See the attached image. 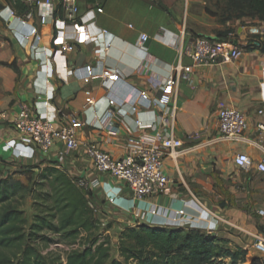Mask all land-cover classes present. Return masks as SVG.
Returning a JSON list of instances; mask_svg holds the SVG:
<instances>
[{
  "label": "crops",
  "instance_id": "obj_1",
  "mask_svg": "<svg viewBox=\"0 0 264 264\" xmlns=\"http://www.w3.org/2000/svg\"><path fill=\"white\" fill-rule=\"evenodd\" d=\"M77 2L76 22L64 21L60 0H55L53 20L40 27L41 47L54 52L45 62L31 58L28 48H23L27 29L12 32L0 17V111L8 113V121L0 120V160L41 168L52 164L72 179L84 178L88 184L98 181V188H87L91 205L100 219H111L121 229L144 225L198 230L250 248L248 238H256V226L264 225V175L239 168L235 158L247 154L259 161L264 155V129L259 126L264 124V54L259 48H246L229 65L183 74L171 105L175 110L169 116L159 107L147 108L140 94L146 93L152 101L165 95L166 78L180 62L174 46H186L193 37L217 38L219 32L232 29L228 36L237 42L264 41V24L258 20L252 21L257 27L217 22L204 28L197 22L194 0ZM5 5L0 0V11ZM246 20L253 19H242ZM162 30L168 32L165 40H155ZM103 31L108 35L102 36ZM142 34L150 37L148 47H139ZM63 44L72 45L74 51L58 53ZM181 63L192 65L188 58ZM86 67L95 73L88 85L83 80ZM104 70L120 76L110 91L103 85ZM109 97L117 104L112 108L113 125L93 126L107 113ZM134 104L140 115L129 112ZM23 107L57 124L76 117L84 124L79 149L66 154L63 162L59 158L65 147L60 142L29 157L7 152L8 143L20 140L11 123ZM225 108H236L246 116L248 128L237 142L226 141L218 130L219 113ZM167 119L184 146L178 161H165L171 179L165 196L133 199L123 182L92 168L85 151L88 145L122 159L129 152V127L140 121L144 125L140 135L153 136L166 130ZM17 149L23 150L19 144ZM252 242L257 252L256 240Z\"/></svg>",
  "mask_w": 264,
  "mask_h": 264
},
{
  "label": "built area",
  "instance_id": "obj_2",
  "mask_svg": "<svg viewBox=\"0 0 264 264\" xmlns=\"http://www.w3.org/2000/svg\"><path fill=\"white\" fill-rule=\"evenodd\" d=\"M28 10L19 14L15 9L16 0H9L5 7L0 11V17L8 25L9 30L18 32L21 29H27L28 33L23 36V48H28L30 57L41 62L50 60L54 52L47 51L41 47L42 35L40 27L47 26L54 17L55 0H23ZM61 11L64 15V21L76 22L79 18V8L77 0H60ZM99 13L103 10L99 9ZM37 21V23H35ZM168 32L162 30L154 39L164 41ZM185 35V31L183 32ZM108 35V31H103L102 36ZM150 37L142 34L139 41V47L144 48ZM253 41L251 43H256ZM250 44H243L235 41L233 35L226 39L193 37L191 42L184 45H176L174 48L179 54V63L173 68V72L166 78L164 83L165 95L156 101L148 98L146 93H141L140 98L149 109L159 107L166 115H172L175 108H171L177 92L180 78L183 74L192 73L193 69L200 67H212L218 65H229L238 61L245 48ZM74 47L69 44H63L58 53L72 52ZM191 60V66H182V59ZM95 73L92 67H86L83 77L86 85L90 84ZM104 87L110 91L120 76L111 71L104 70L102 75ZM53 96H50V98ZM49 98V97H48ZM94 101H92V104ZM116 101L109 97V109L107 113L93 126L100 128L106 125H113ZM129 112L131 115H140L137 105H131ZM263 115V112H260ZM0 120L8 121V113L0 111ZM12 126L20 137L19 141H12L5 147L7 152H12L15 157H29L35 150H49L56 142H60L65 147V152L59 158L63 162L64 156L74 152L80 147L79 131L83 128L76 117H69L65 122L57 124L56 122L41 117L38 113L32 112L29 108L23 107L14 117ZM166 130L156 135H140L144 125L136 121L134 126L128 128L131 135L128 155L122 159H116L106 151L96 145H88L85 148L86 155L90 160L92 168L100 174H106L114 179L123 182L130 191L133 199L144 200L151 197L165 196L169 192L171 179L165 170V161L171 158L178 161L182 155L183 142L174 135L173 122L165 121ZM154 124H152L153 126ZM218 130L226 141L237 142L242 139L248 128L246 116L236 108H225L219 113ZM264 129V124H259ZM22 146L19 152L17 145ZM235 164L246 171L255 170L264 175V155L259 161H254L247 154H239L235 158ZM78 187L87 190L91 187L98 188L100 183L95 181L88 184L84 178L74 179ZM92 207V205H91ZM93 208V207H92ZM139 217V213H137ZM255 248L264 255V240L256 239Z\"/></svg>",
  "mask_w": 264,
  "mask_h": 264
},
{
  "label": "trees",
  "instance_id": "obj_3",
  "mask_svg": "<svg viewBox=\"0 0 264 264\" xmlns=\"http://www.w3.org/2000/svg\"><path fill=\"white\" fill-rule=\"evenodd\" d=\"M14 7L19 14L28 10L23 0H16ZM225 7L228 21L251 18L264 24V0H227ZM229 33L231 30L219 32L216 39L224 40ZM251 48L264 54V41L251 43L248 50ZM25 170L27 176L31 174L28 185L12 176L0 178V264H50L32 245L38 240L48 245L54 242L43 234L59 236L71 246L85 240L86 244L68 252L66 264H216L221 259L247 263L245 249L232 250L219 237L198 230L144 225L124 229L118 240L123 261H116L110 238L101 232L103 223L91 207L90 193L55 165ZM28 196H32L36 210L30 226L21 210ZM252 264L264 261L257 258Z\"/></svg>",
  "mask_w": 264,
  "mask_h": 264
},
{
  "label": "rangeland",
  "instance_id": "obj_4",
  "mask_svg": "<svg viewBox=\"0 0 264 264\" xmlns=\"http://www.w3.org/2000/svg\"><path fill=\"white\" fill-rule=\"evenodd\" d=\"M196 3L195 12L200 17L198 18L197 22L199 26H203L204 28H208V26H212L217 22L226 23H241V26H247V27H257L258 25L254 24L252 21L255 20H246L242 21L240 20H232L228 21L226 20L228 15L225 13L226 10V2L227 0H194ZM202 18V19H201ZM0 30H2V25L0 26ZM231 32H234L232 29ZM254 41V40H253ZM251 39V42H253ZM246 49V48H245ZM10 157V156H7ZM26 167L22 164H14V163H8L4 162L3 160H0V178L6 177V176H12L15 180H19L23 182L24 184L28 185L29 182L27 180V177H31V174L26 175L25 172ZM32 185V184H31ZM30 185V186H31ZM91 198V197H90ZM21 210L25 213L29 220V226L33 223L34 217L36 215V210L34 207V200L32 196H28L25 200V202L21 206ZM96 212V211H95ZM97 214V213H96ZM264 218V216H261V219ZM100 219V218H99ZM103 223L101 232L104 234L105 237H109L111 241L112 246V257L116 261H123L119 254V237L124 231V229L119 228V225L116 224V222H113V220H109L103 218L100 219ZM29 226L27 227V230L29 231ZM257 230L255 231V237L250 236L248 239H250L249 246L250 248H243L248 252L247 255V262L248 258L251 259V261L248 262V264H252L255 259H261L264 261V255L260 252H256L255 249L252 248L254 240L257 238H261L264 240V225L259 224L256 226ZM186 230V229H184ZM45 237L54 239V242L48 245L46 241L38 240L37 242H33V246L37 248V250L48 259L50 264H66V257L70 250L73 248H79L80 245L86 244L84 239H81L77 242L75 246H71L69 244H65L62 241H60L59 236H53L51 234H43ZM222 239V238H220ZM225 240V239H223ZM227 241V240H225ZM228 242V241H227ZM228 246L232 250H236L237 248H241L238 245H231L230 242H228ZM250 253L253 254V256L250 255ZM216 264H233L230 259H224L222 261L218 260Z\"/></svg>",
  "mask_w": 264,
  "mask_h": 264
},
{
  "label": "water",
  "instance_id": "obj_5",
  "mask_svg": "<svg viewBox=\"0 0 264 264\" xmlns=\"http://www.w3.org/2000/svg\"><path fill=\"white\" fill-rule=\"evenodd\" d=\"M150 43H151V40H148L147 42H146V44H145V46H149L150 45Z\"/></svg>",
  "mask_w": 264,
  "mask_h": 264
},
{
  "label": "bare ground",
  "instance_id": "obj_6",
  "mask_svg": "<svg viewBox=\"0 0 264 264\" xmlns=\"http://www.w3.org/2000/svg\"><path fill=\"white\" fill-rule=\"evenodd\" d=\"M251 31V30H250Z\"/></svg>",
  "mask_w": 264,
  "mask_h": 264
}]
</instances>
